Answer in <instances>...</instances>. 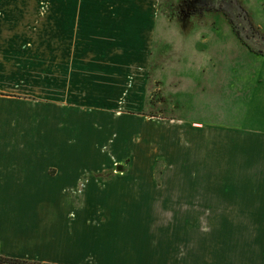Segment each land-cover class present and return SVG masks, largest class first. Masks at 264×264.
I'll list each match as a JSON object with an SVG mask.
<instances>
[{
	"label": "crops",
	"instance_id": "1",
	"mask_svg": "<svg viewBox=\"0 0 264 264\" xmlns=\"http://www.w3.org/2000/svg\"><path fill=\"white\" fill-rule=\"evenodd\" d=\"M125 1L74 7L73 0H0V255L37 261L41 232H67L64 242L50 239V252L65 254L66 262L57 264H81L84 258L85 264H264V127L244 125L247 120L241 124L193 117L150 120L155 128L147 146L156 154L162 149L170 161L161 184L142 175L155 170L141 161L123 166L122 175L86 178V172L108 173L110 162L122 151L140 155L147 148L139 146L132 153L127 141L131 125L132 134L138 128L137 118L125 119L112 110L119 105L126 69L148 75L159 27L151 0ZM94 19L98 25L94 32L80 31L75 37L77 29ZM106 24L109 28H101ZM209 27L215 29V23ZM203 33V47L192 48L201 53L193 56L196 63L209 57V41L230 34ZM229 39L231 49L239 50L236 38ZM242 45L247 54L241 59L248 62L253 56ZM222 48L221 43L215 46ZM233 53L227 59L215 53L210 60L215 58L221 67L220 62L237 61L239 52ZM100 61L113 63L104 66ZM224 66L221 75L227 76ZM247 77L242 81L263 83L264 90V69L257 75L248 69ZM106 92L112 95L107 97ZM261 98L247 112L261 114L264 95ZM143 105L144 99L130 107ZM14 113L22 124L36 126L33 138L50 143L59 160L27 168L10 166L5 131ZM122 119L127 125H121ZM75 125L81 126V148L72 150L69 141ZM26 152L33 159L42 155L39 150ZM15 154L11 162H16ZM128 175L134 180L121 182ZM105 178L117 180L105 183L108 193L100 186ZM58 183L67 189L85 185L79 205L72 195L63 203L41 196V188H56ZM98 185L102 192H89ZM10 188L28 190L12 209ZM92 196L108 197L127 211L135 210L134 218L142 219L150 232L78 235V220L85 217ZM63 208L69 212L47 221L46 214L56 215ZM73 212L81 217L72 223ZM8 247L15 253H8ZM70 252L77 257L68 256Z\"/></svg>",
	"mask_w": 264,
	"mask_h": 264
},
{
	"label": "rangeland",
	"instance_id": "2",
	"mask_svg": "<svg viewBox=\"0 0 264 264\" xmlns=\"http://www.w3.org/2000/svg\"><path fill=\"white\" fill-rule=\"evenodd\" d=\"M140 2L143 4L146 3L144 0H140L137 3ZM151 2L155 8L156 20L159 27L157 37L154 38L156 42L154 46V61L149 68L148 75L143 73V71L140 72L135 70L133 67L130 71L126 69L127 76L122 78L125 83L123 85L120 84L123 90L121 91L119 105L112 110L116 115L124 117L125 119L133 118L134 120L137 118L136 125L138 128L133 131L136 135L132 134V124L129 128V130L131 129V137L128 138L127 146L131 148V151H134L132 153H135L139 146L147 147L146 151L139 153L140 155L122 151V154L118 158H114L113 161L110 162L111 169H109L110 171L108 173H101L98 174V176L96 173L91 174L86 172V178L95 176L101 179L103 175L107 177L122 175L124 172L118 170L117 167L119 165L129 167L141 161V163L152 164L155 170L154 173L150 175L148 172L142 175L149 177V180H151L150 177H153L157 181V184H161L163 177L166 175L164 167L168 166L170 161L163 155L162 149L156 154L152 147L147 146L149 143L151 145L150 135L152 134L151 131L155 128V125L151 126L150 120L193 117L220 119L222 121L229 120L232 122L235 121L237 124H241L242 120H247L244 122V125L264 127V111H261V114L256 111V114H254L252 110L248 112L246 110L248 106L252 107L253 104H258L262 101L261 97L264 95L263 83L259 82V84H257L255 81H242L243 78H248V69L253 71L254 75H257L259 71H263L264 55L251 53V51L248 50L253 56L250 58V61L247 62L241 59L243 54H247V52L244 51L241 40L234 32L232 25L220 6H215L211 8V10H202L201 13L197 12L194 15H190L193 10L185 11L186 9L183 5L184 0H151ZM240 2L249 12L251 20L264 32V0H240ZM126 3L125 0H73L74 7ZM75 15L76 13L74 12V16ZM90 22L91 23H87L83 27L77 29L75 37L80 31L86 30L91 33L94 32L98 26L97 20L94 19ZM213 22L215 23V29L212 30L209 26H214ZM202 26H206V28L202 29ZM101 28L109 27L106 24ZM203 32H207V34L216 33L215 35L218 36L219 34L222 36L223 33L226 32H230V34L227 35V37H222L220 41H218L217 38L215 41H209L207 50L209 53L207 56L209 57H206L204 62L196 63L192 58L194 55L201 54L198 50L203 47L201 41L203 39ZM229 38H236L237 42H239V50L231 49L233 42H230ZM218 43L223 45L221 50L215 49ZM228 43L229 45H227ZM192 48H198V50L192 51ZM233 52H239L237 55L239 56L238 59L237 56H235L237 61L233 63L230 61H223L220 62V64L222 63L220 67L219 62H217L214 57V60H210L215 53L216 54L213 56H222L227 59L231 54H234ZM99 63L104 64V66H109L112 65L113 62L100 61ZM120 64L123 66L124 62H120ZM222 65H226L224 66V70L227 76L221 75L223 74ZM122 72L125 71L122 70ZM198 73H201L199 77L197 76ZM184 87H186L184 90L185 95L181 97L182 94L180 90H183ZM7 95L16 96L17 94ZM104 95L110 97L112 94L111 92H106ZM143 99L144 105L142 109L130 107L132 105L136 106V104ZM11 111H14L13 108ZM17 115V113L11 115L12 118L8 124V131H5V134L9 137L8 149L12 155L13 153H17L15 155L18 157L16 162H11L12 155L10 154V166L16 163L19 167L24 166L27 168L28 166H41L46 160L48 162L53 159L59 160V158H55L52 155L51 151H56V149H53L50 143L33 138L34 135L38 134V131L35 129L36 126L22 124L21 117H17ZM121 125H127L126 120L124 121L122 119ZM94 128L95 125H93V129ZM80 131L81 126L77 127L75 125L73 127V133L69 141L72 150L81 148V145L78 143L81 136ZM154 132L156 131L154 130ZM109 148L112 153V148ZM35 150L40 151V154H42L41 157L33 159L27 155L26 151L32 152ZM23 151H25V153L22 157ZM116 154L117 153L114 155ZM74 157L76 158V156ZM72 164L79 165L80 163L77 164L72 162ZM147 177L146 179H148ZM86 178H84L83 183H85ZM146 179L144 178V180ZM133 180V176L128 175L126 179L121 180V182ZM115 181L117 180H107L105 178L101 180L102 184L100 186L105 190L104 192L108 193L110 189L105 188V183H115ZM84 186L81 184V186L76 189H67L58 183L56 188H41L40 194L41 196H47L51 199L55 198L58 203L65 202V200L72 195L74 199H76V205H79ZM98 188L99 185L96 188L95 186L90 187L89 192H102L100 189L97 190ZM27 191L26 189L10 188V209L15 205L13 202L27 193ZM29 195L32 196L33 192L31 191ZM37 195L38 190L35 189V196ZM87 203L89 204H87L85 208V217L78 220V229L75 230L78 232V235L81 232H150V229L148 230L146 226H142L144 225L142 219L136 220V218H134L137 213L135 210L127 211L125 206L114 203L111 198L92 196V199L87 200ZM97 204H101V206ZM43 207L42 205V210ZM67 212L69 211L64 208L61 210L57 209L56 215L51 211V215L46 214V219L48 221L49 216H52L51 221L53 222L54 217L57 216L58 219L60 215H65ZM76 215L77 213L73 212V219H71L72 223L76 217H81ZM107 216H109V218L105 219ZM110 219H112V221ZM115 222H117L116 225ZM171 229L174 230L175 227H171ZM154 232H159V230H154ZM65 233L67 232H41L42 249L40 258L33 262L28 260L25 261L32 264H57L66 262L65 259H62L65 258L64 253L58 252L56 256L54 252H50L53 246L51 240L64 242ZM11 249V247H8L6 250L10 254L15 253L10 251ZM67 255L76 258L78 253L70 252L67 253ZM87 261L88 259L86 262ZM80 262L81 264H85V258L84 260L81 259Z\"/></svg>",
	"mask_w": 264,
	"mask_h": 264
},
{
	"label": "trees",
	"instance_id": "3",
	"mask_svg": "<svg viewBox=\"0 0 264 264\" xmlns=\"http://www.w3.org/2000/svg\"><path fill=\"white\" fill-rule=\"evenodd\" d=\"M202 2L204 6H197V0H184L183 5L185 6V11H190L191 9L193 10L190 15H194L197 12L201 13L202 10H211L210 0H203ZM224 3L226 7L225 9L222 7L221 10L225 13L234 29V32L241 42L246 45L250 51L264 55V32L251 20V16L247 9L242 5L240 0H226ZM198 7L203 8L198 9ZM237 21H239V24ZM0 263L29 264L25 260L10 258L2 255H0Z\"/></svg>",
	"mask_w": 264,
	"mask_h": 264
},
{
	"label": "flooded vegetation",
	"instance_id": "4",
	"mask_svg": "<svg viewBox=\"0 0 264 264\" xmlns=\"http://www.w3.org/2000/svg\"><path fill=\"white\" fill-rule=\"evenodd\" d=\"M203 0H197V6H202V5H200V4H203V2H202ZM211 2V4L212 5H210L211 6V8H213V7H215V6H220V8H224L225 9V7H226V5H225V3L224 2H226V0H210ZM203 6H204V4H203ZM201 8H203V7H198V9H201ZM227 9V8H226ZM237 23L239 24V21H237ZM240 26V25H239Z\"/></svg>",
	"mask_w": 264,
	"mask_h": 264
},
{
	"label": "water",
	"instance_id": "5",
	"mask_svg": "<svg viewBox=\"0 0 264 264\" xmlns=\"http://www.w3.org/2000/svg\"><path fill=\"white\" fill-rule=\"evenodd\" d=\"M118 170H123V165H119Z\"/></svg>",
	"mask_w": 264,
	"mask_h": 264
}]
</instances>
